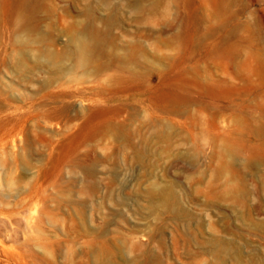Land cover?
Returning <instances> with one entry per match:
<instances>
[{
  "label": "rangeland",
  "instance_id": "374dc122",
  "mask_svg": "<svg viewBox=\"0 0 264 264\" xmlns=\"http://www.w3.org/2000/svg\"><path fill=\"white\" fill-rule=\"evenodd\" d=\"M0 264H264V0H0Z\"/></svg>",
  "mask_w": 264,
  "mask_h": 264
}]
</instances>
